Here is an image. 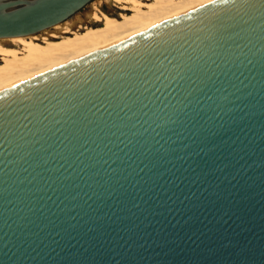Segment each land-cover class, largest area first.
Returning <instances> with one entry per match:
<instances>
[{
  "label": "water",
  "instance_id": "1",
  "mask_svg": "<svg viewBox=\"0 0 264 264\" xmlns=\"http://www.w3.org/2000/svg\"><path fill=\"white\" fill-rule=\"evenodd\" d=\"M92 1L25 14L28 0H0L18 18L0 39ZM229 8L203 4L0 91V264H264V8ZM218 16L222 47L201 42ZM207 47L221 55L193 70L174 59ZM183 105L157 127L153 112Z\"/></svg>",
  "mask_w": 264,
  "mask_h": 264
},
{
  "label": "bare ground",
  "instance_id": "2",
  "mask_svg": "<svg viewBox=\"0 0 264 264\" xmlns=\"http://www.w3.org/2000/svg\"><path fill=\"white\" fill-rule=\"evenodd\" d=\"M120 13H94L95 27L0 39V91L206 4V0H110ZM146 1V2H145ZM9 45L11 47H6Z\"/></svg>",
  "mask_w": 264,
  "mask_h": 264
},
{
  "label": "snow or ice",
  "instance_id": "3",
  "mask_svg": "<svg viewBox=\"0 0 264 264\" xmlns=\"http://www.w3.org/2000/svg\"><path fill=\"white\" fill-rule=\"evenodd\" d=\"M207 3H215L216 0H206ZM224 4H230L231 8L228 9V11L224 14L226 18L233 19L232 16L233 13L236 15H240L241 13H247V11L255 10L257 8H264V0H261L259 4L254 2V0H221ZM54 8L53 0H28V2L25 5V9H21L22 13L25 14H44L47 12L52 11ZM264 15V13H262ZM18 18L11 17L7 15L4 11L0 10V32H3L7 30L8 28L12 27L16 22ZM211 23V22H210ZM226 31V19H222L219 16L217 17V20L215 23H212L211 29L208 30L207 35L201 40H207L211 43L216 44L217 47H222L220 44V41L225 39L223 33ZM197 39H200V37H197ZM228 39H231L229 36ZM180 47H183V45H180ZM175 51L179 52V48H176ZM194 52L196 49L193 50ZM208 52H212L213 55H221L220 53L216 52L213 48L207 47V51L201 50L199 55L194 56H188L186 59L185 53L179 52V55L177 57H174V59H179L181 61V64L184 65V68H188L189 70H193L195 65H198L201 60L204 59L205 56H208ZM152 62V61H151ZM153 67L156 68L157 71L161 67H166L162 64V62L157 65V63L152 62ZM191 66V67H190ZM175 68H179L180 71L176 72L175 76H172V79H176L177 76H180L181 79H183V76H181V72L184 70L180 67V64H177L174 66ZM130 69L133 70L135 73V67L130 66ZM142 70V69H141ZM142 79V77H141ZM219 91V90H217ZM211 99V97H210ZM40 101L39 99L33 101L32 105L36 109V113L39 116L43 115L44 111H47V107L44 109H40ZM183 103L182 101L180 102ZM188 105H183V107L177 108L176 106L172 109L171 113L165 112L163 109L158 110L157 112H153V115L156 117V120L160 121V123L157 124V127L164 128L169 123H176L177 120L174 119V117H177V109H179V112H183L185 108H187ZM46 119V117H45Z\"/></svg>",
  "mask_w": 264,
  "mask_h": 264
},
{
  "label": "rangeland",
  "instance_id": "4",
  "mask_svg": "<svg viewBox=\"0 0 264 264\" xmlns=\"http://www.w3.org/2000/svg\"><path fill=\"white\" fill-rule=\"evenodd\" d=\"M99 11H102L106 14H113L114 12L115 13L121 12V10H119L116 6H114L110 0H93L91 3L86 5L83 9H81L80 12L75 14L72 18L59 24V26L60 28L70 26L69 28L75 31H82L85 27H95L92 16L96 12L99 13ZM61 30L58 31V30H54L51 28L47 30L46 33L56 32L58 35H62ZM46 33L41 32L40 35L47 36L48 34ZM6 47H11V46L6 45Z\"/></svg>",
  "mask_w": 264,
  "mask_h": 264
}]
</instances>
